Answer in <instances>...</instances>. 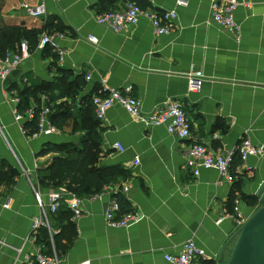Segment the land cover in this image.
<instances>
[{
    "label": "crops",
    "instance_id": "1",
    "mask_svg": "<svg viewBox=\"0 0 264 264\" xmlns=\"http://www.w3.org/2000/svg\"><path fill=\"white\" fill-rule=\"evenodd\" d=\"M100 1L0 0V27H40L52 18L62 27L53 32L64 33L58 43L66 50L59 60L52 48L36 46L6 80H0V160L19 171L13 184H0V264H38L37 253L56 257V263L48 264H171L164 254L178 252L189 239L205 250L208 257L203 260L215 261L225 246L223 263L240 227L231 216L233 198L252 195L251 202L240 200L238 206L245 217L255 210V192L264 181V153L237 163L232 182L214 169L202 168L193 177L185 166V153L195 142L219 151H235L244 138L264 142V0L237 7L238 39L208 23L210 0H147V9L177 12L175 30L158 36L146 17L121 32L100 25ZM128 2L116 0L110 8H123ZM24 3H43L45 14L27 15ZM89 34L98 38L96 45L86 40ZM62 76L81 80L74 84V98L58 89L49 92L54 105L71 104L70 123L57 127V133L32 136L24 128L26 119H16L17 90L36 78L53 82ZM101 80L111 88L131 85L144 114L168 100L179 101L189 119V137L173 136L163 126L148 127L143 118L132 117L118 104L107 109L104 122L96 120L84 97L101 94ZM75 125L82 127L74 131ZM90 130L100 137L99 160L117 165L126 176L99 194L75 196L81 208L77 218L72 215L76 236L57 255L53 245L51 250L43 248L32 228L41 215L35 192L48 224L56 220L48 211L53 190L37 181V169L56 153H37L47 142L78 144L84 137L88 145L95 144ZM239 179L241 185L233 192ZM125 184L130 185L128 192L116 191ZM113 197L124 199L128 210L138 213L128 227L106 224L104 209ZM47 229L50 236L55 233L50 225Z\"/></svg>",
    "mask_w": 264,
    "mask_h": 264
},
{
    "label": "built area",
    "instance_id": "2",
    "mask_svg": "<svg viewBox=\"0 0 264 264\" xmlns=\"http://www.w3.org/2000/svg\"><path fill=\"white\" fill-rule=\"evenodd\" d=\"M182 2H177L180 5ZM249 0H210L208 23H212L222 29L232 33L235 39L239 38V25L235 19V11L240 4L247 5ZM27 15L31 17H42L45 14V6L38 3L31 6L27 3L23 4ZM146 17L152 27L155 36L168 34L175 30V20L177 12L175 9H163L162 11L155 9H142L134 2H128L123 8L110 9L97 15L96 21L100 25L114 31L121 32L127 26L133 27L142 18ZM65 37L63 32H47L40 34L37 47L44 49L46 46L52 48L59 60H62L66 50L58 43L59 38ZM86 40L94 45L98 43V38L94 35H87ZM29 51L27 42L23 41L17 50L9 49L3 58H0V80H6L11 71L27 58ZM87 79L90 75L86 76ZM199 83V82H198ZM101 94L93 95L92 104L94 105L95 117L104 122L105 113L113 105H121L127 112L135 118H143L148 127L163 126L166 131L178 138H188L190 135V124L186 111L179 101L168 100L156 110L144 114L141 108V101L133 95L132 86L126 85L121 88L108 87L104 80H101ZM198 87V86H197ZM16 100H19L17 97ZM50 107L41 105L35 110L34 105L29 106L25 113H16V119L22 120L36 115V130L32 136L50 135L58 132V128L49 118ZM114 146L123 151V147L119 143ZM234 153H238L241 162H245L249 156H260L264 153V142L252 143L248 138L242 139L236 146L235 151H219L214 150L210 146L202 142L190 144L185 153V166L193 177H197L200 169H214L226 181L232 182L234 176L231 173V163ZM114 187L105 186V188ZM129 184L118 188L117 192H128ZM99 194V193H98ZM71 196L70 198L67 196ZM96 195V194H95ZM41 215L32 222V228L35 230L39 226L49 227L47 221L46 210L38 192H35ZM48 211L54 213L60 207L64 206L71 210L74 218L81 213L79 200L71 193L67 192L63 187L53 190L49 193ZM235 206L232 217L240 226L247 217L243 216L239 209L240 200H234ZM6 206H9L6 204ZM138 213L134 210H123L116 197L110 198L104 209V218L106 224L113 227H128L138 219ZM51 232V231H50ZM205 250L199 246L194 240L189 239L183 242L178 252L174 254H164L165 260L171 264H198L200 260L207 259ZM35 259L38 264L56 263L57 259L53 256H46L37 253Z\"/></svg>",
    "mask_w": 264,
    "mask_h": 264
},
{
    "label": "trees",
    "instance_id": "3",
    "mask_svg": "<svg viewBox=\"0 0 264 264\" xmlns=\"http://www.w3.org/2000/svg\"><path fill=\"white\" fill-rule=\"evenodd\" d=\"M114 1L116 0H101V11L105 12L113 9L110 7L111 3ZM128 1L136 3L142 9H146L150 5L147 0ZM61 30L62 27L52 18L46 19L40 27H27L22 24L4 25L0 27V58H3L9 49L17 50L23 41L27 42V49L30 52L37 46L39 36L42 32L47 31L51 33ZM46 48L49 47L46 46L45 49ZM61 72L63 74V70H61ZM80 82V78L72 79L68 76H62V78L53 82H48L41 78L30 80L26 86L18 88L17 90L19 97L17 106L18 112L25 113L26 109L32 104L35 110L41 105L49 106L51 109L49 114L50 120L56 127L62 129L70 123L68 117L72 115L71 104L60 102L54 105V98L49 95V92L58 89L62 92L65 91L68 97L74 98V87ZM42 97L45 98L43 99ZM92 97L93 96H86L84 99L90 105L92 115L98 120L94 114ZM36 124L37 118L36 115H34L32 119H26L24 128L32 134L36 130ZM81 127V125H75L73 130H78ZM90 132H93L92 140L95 142V144L92 145H88L84 137L79 139L78 144L73 142H47L44 144L37 153V156L45 155L50 152H54L56 155L52 156L46 165L37 169V181L40 186L52 190L63 187L67 192L79 197L98 194L105 186L114 185L120 178L126 176V171L117 165L104 164L99 160L100 147L98 145L100 143V137L94 130H90ZM240 161L238 153H234L230 167L234 180L236 178L235 165L240 163ZM18 175L19 171L16 167L12 166L6 159L0 160V184H13ZM240 185L241 180L239 179L235 182L232 191L238 190ZM236 198L251 202L253 197L252 195L240 193L235 194L233 200ZM118 201L123 210H128L129 207L124 199L119 197ZM50 215L56 219L54 223L50 222L49 224L51 229L55 230V233L50 236L46 226H39V228H37V240L43 248L48 247L49 250H51L53 245L56 254L59 255L65 252L72 244L76 236L75 224L72 221L71 210L64 206ZM198 264H215V261L213 259L200 260Z\"/></svg>",
    "mask_w": 264,
    "mask_h": 264
},
{
    "label": "water",
    "instance_id": "4",
    "mask_svg": "<svg viewBox=\"0 0 264 264\" xmlns=\"http://www.w3.org/2000/svg\"><path fill=\"white\" fill-rule=\"evenodd\" d=\"M264 181L255 192L258 206L240 225L232 236L234 244L225 264H264ZM231 238V239H232ZM230 239V240H231ZM223 246L215 259L216 264L221 263Z\"/></svg>",
    "mask_w": 264,
    "mask_h": 264
},
{
    "label": "rangeland",
    "instance_id": "5",
    "mask_svg": "<svg viewBox=\"0 0 264 264\" xmlns=\"http://www.w3.org/2000/svg\"><path fill=\"white\" fill-rule=\"evenodd\" d=\"M258 206H260V203L256 204V208H257ZM256 208H255V209H256ZM227 259H228V258H226V259L223 261V264H225V262L227 261Z\"/></svg>",
    "mask_w": 264,
    "mask_h": 264
}]
</instances>
